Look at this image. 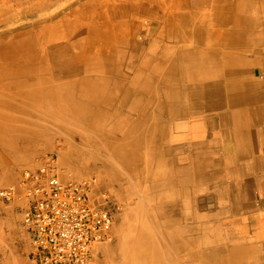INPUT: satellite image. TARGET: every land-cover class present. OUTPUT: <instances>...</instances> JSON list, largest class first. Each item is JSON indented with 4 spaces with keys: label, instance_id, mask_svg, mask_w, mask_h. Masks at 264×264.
Returning a JSON list of instances; mask_svg holds the SVG:
<instances>
[{
    "label": "rangeland",
    "instance_id": "obj_1",
    "mask_svg": "<svg viewBox=\"0 0 264 264\" xmlns=\"http://www.w3.org/2000/svg\"><path fill=\"white\" fill-rule=\"evenodd\" d=\"M35 1L27 0L22 5L17 0H0V19L2 13L11 8V21H15L1 24L0 31L19 25L24 20L20 16L28 7L40 12L42 8L38 9ZM59 1L51 0L54 7L42 10L47 13H43L45 17L40 15L41 20L54 16L51 17L53 33L46 40L51 41L55 54L65 52L59 58L72 54L71 58L75 59V54H84L82 68L51 82L49 75L28 74L23 84L15 83L22 76L10 70L12 65L0 70V83L10 81L11 84L0 85V189L15 183L22 169L37 166L44 156L54 155L64 178H95V187L89 193L91 201L107 204L112 210L114 239L95 247L92 264H257L255 253L245 252L242 256L239 250H209L207 247L212 240L220 243V235L193 233L190 207L185 209L181 219L184 228L177 232V219L171 218L177 211L174 200L177 195L176 190H169L168 185L174 180L172 166H169L171 170L167 167L173 155L166 153L170 147L160 120L166 103L170 105L169 113L176 110L178 91L182 93L184 83L192 79L193 67L198 65L200 55L202 58L209 55V37L201 41L190 30L206 29V35L210 27L219 29L220 26L210 25L209 21L224 18V15L233 21L239 19L240 5L251 0H113L114 3L112 0H61L63 6ZM126 1L132 4L129 13L121 8V3ZM111 6L116 9H110ZM211 6L216 10L210 17ZM111 18L115 22L113 31L102 27L103 22ZM93 24L102 27L100 37L93 36L87 47H78L71 53L73 36L79 39L77 34ZM126 28L132 29V43L128 48L124 44L127 39L121 38ZM81 36V44L84 40L86 43L87 38ZM161 68L169 79L167 83L159 77V80L154 79ZM123 80H132V83L124 85ZM72 81H78L77 86H69ZM20 108L24 111L17 113L16 109ZM25 111L36 113L38 118L29 122L22 120ZM45 117L48 122H44ZM80 170L82 172L78 173ZM105 193L108 197L104 200ZM21 202L19 198L7 202L0 197V264H38L29 256V240L18 207ZM125 224L132 232L134 250L132 248L131 253L118 249ZM142 239L144 244L139 246Z\"/></svg>",
    "mask_w": 264,
    "mask_h": 264
},
{
    "label": "crops",
    "instance_id": "obj_2",
    "mask_svg": "<svg viewBox=\"0 0 264 264\" xmlns=\"http://www.w3.org/2000/svg\"><path fill=\"white\" fill-rule=\"evenodd\" d=\"M257 1L243 2L235 21H209L220 26L200 38L210 37L209 55L199 57L176 110L166 103L160 120L173 155L177 232L190 207L193 233L220 235L209 250L255 253L264 264V0Z\"/></svg>",
    "mask_w": 264,
    "mask_h": 264
},
{
    "label": "built area",
    "instance_id": "obj_3",
    "mask_svg": "<svg viewBox=\"0 0 264 264\" xmlns=\"http://www.w3.org/2000/svg\"><path fill=\"white\" fill-rule=\"evenodd\" d=\"M96 179L64 178L54 155L21 170L18 180L0 189L2 200H22L21 224L29 256L38 264H92L97 243L114 239L108 205L91 201ZM103 194V199H107Z\"/></svg>",
    "mask_w": 264,
    "mask_h": 264
},
{
    "label": "bare ground",
    "instance_id": "obj_4",
    "mask_svg": "<svg viewBox=\"0 0 264 264\" xmlns=\"http://www.w3.org/2000/svg\"><path fill=\"white\" fill-rule=\"evenodd\" d=\"M27 0H17V2H20V3H22V5H23V3H25ZM61 1V0H60ZM59 1V2H60ZM75 1V0H74ZM79 1V0H78ZM81 1V0H80ZM90 2H94V1H99V0H89ZM111 0H109V2H110ZM174 1V0H173ZM183 1V0H182ZM196 1V0H195ZM198 1V0H197ZM196 1V2H197ZM252 1V0H251ZM33 2V1H32ZM37 4H39L38 6H36L38 9H40V8H42V10H44V9H49L50 8V6H52L51 5V0H36L35 1ZM52 2H54V1H52ZM59 2H57V3H59ZM62 2V1H61ZM66 2V1H65ZM103 2H107V0H103ZM108 2V4H110ZM112 2H113V0H112ZM258 2V1H257ZM69 3H71V2H69ZM73 3V2H72ZM77 3V2H76ZM81 3V2H80ZM83 3V2H82ZM81 3V4H82ZM114 3V2H113ZM173 3V2H172ZM192 3H194L195 4V2H192ZM253 3V2H252ZM263 3V2H262ZM261 3V4H262ZM60 4V3H59ZM63 2H62V6H63ZM66 4V3H65ZM74 4V3H73ZM77 4H79V2L77 3ZM77 4H76V6H77ZM84 4V3H83ZM82 4V5H83ZM100 4H102V3H100ZM123 6L121 7L122 8V10L125 12V13H129L130 12V10H132V4H130V3H128V1H126L125 3H121ZM260 4V3H259ZM21 4L19 5V7L20 6H22ZM85 5V4H84ZM103 5V4H102ZM107 5V4H106ZM71 6V5H70ZM74 6V5H73ZM72 6V7H73ZM76 6H75V8H76ZM79 6V5H78ZM77 6V7H78ZM107 6H109V5H107ZM261 6V5H260ZM52 7H54V6H52ZM51 7V8H52ZM85 7V6H84ZM139 7V6H138ZM259 7V6H258ZM21 8V7H20ZM62 8V7H61ZM107 8V7H106ZM214 8V9H213ZM212 8V6L210 7V17L212 16L211 15V13H212V11H214L215 12V10H216V7H213ZM247 8V7H246ZM54 9V8H53ZM69 9V8H68ZM81 9V8H80ZM80 9H78V10H80ZM86 9V8H85ZM109 9V8H108ZM110 9H116V7L115 6H111L110 7ZM117 9H118V7H117ZM10 10H11V8L10 9H7L6 11H4L3 13H2V15H3V18H1L0 19V25L2 24L3 25V23L6 25V23H11V22H13V23H15V21H11V18H12V15H11V13H10ZM42 10H40V12H42ZM69 10H71V8L69 9ZM73 10V9H72ZM135 10V9H134ZM138 10H139V8H138ZM198 10H201L200 8L198 9ZM205 10V9H204ZM234 10H235V8H234ZM250 10V9H249ZM45 11H47V10H45ZM55 11V10H54ZM73 11H75V10H73ZM77 11V10H76ZM137 11V10H136ZM206 11V10H205ZM39 12V11H38ZM38 12H36L35 11V9L32 7V8H30V7H28V10L24 13V15H22V17L20 16V18H21V20H23V21H21V23L19 24V25H17L18 23L17 22H19L20 20L18 19V21L16 22L17 24H16V26H12V27H10V28H8V29H3V30H1L0 31V51H2V54H1V56H0V70H6V69H9L8 68V66L9 65H12V67L10 68V70L11 71H15V72H19L20 74H21V76H22V78H20V80H17V81H15V83H17V84H23V83H25V82H27V75L28 74H32V75H34V74H37V73H43V74H45V75H49L50 76V82L52 81V80H56V78L57 79H62L63 77H65L64 75L66 74V73H68V72H70L71 74H72V72H76V70L77 69H79V68H82V58H83V55L84 54H79V56H78V53L77 54H75V59H72L71 58V55H69L68 57H66V58H64V57H62V58H59L60 56H62V55H65V52H57L56 54H55V52H54V50H53V46L51 45V41H47L46 40V37H49L52 33H53V24L52 23H54V22H52L53 20H52V18L54 17V16H48V17H46V18H44L43 20H41L40 19V17L43 15V13H45L44 11L42 12V14H40V12H39V14H38ZM52 12H53V10H52ZM51 12V13H52ZM66 12V11H65ZM67 12H68V10H67ZM79 12V11H78ZM115 12V11H114ZM234 12V11H233ZM63 13H64V11H63ZM72 13V12H71ZM70 13V14H71ZM73 13H75V12H73ZM246 13V12H245ZM261 13V12H260ZM45 14H47V13H45ZM66 13H64V15H65ZM76 14V13H75ZM15 15V14H14ZM20 15V14H19ZM18 15V16H19ZM41 15V16H40ZM54 15V14H53ZM59 15V14H58ZM57 15V16H58ZM62 15V14H61ZM77 15H79L78 13H77ZM213 15H214V13H213ZM243 15H244V12H243ZM44 16V15H43ZM66 16V15H65ZM67 16H69L70 18H72V16H70V15H67ZM80 16V15H79ZM208 16V15H207ZM45 17V16H44ZM52 17V18H51ZM74 17V16H73ZM83 17H85L84 15H83ZM116 17V16H115ZM235 17V16H234ZM244 17V16H243ZM74 18H76V17H74ZM79 18V17H78ZM136 19H138V18H140V17H135ZM259 18V17H258ZM25 19H27L28 20V22L27 23H24V22H26L25 21ZM132 19V18H131ZM162 19V18H161ZM203 19H204V17H203ZM48 20V21H47ZM118 20V19H117ZM202 20V19H201ZM250 20V19H249ZM43 21H47L44 25H40V22H43ZM55 21V20H54ZM235 21V20H234ZM238 21V20H237ZM60 22V21H59ZM251 22V21H250ZM249 22V23H250ZM12 23V25H14ZM57 24V23H56ZM255 25V24H254ZM11 26V25H10ZM1 27V26H0ZM5 27V26H4ZM104 29H106V30H109V31H113L112 29L113 28H115V22H114V19H112L111 18V20L110 19H108L107 21H104L103 22V26H102ZM102 27H99V26H95L94 24L93 25H89V26H87L86 27V29L85 28H83L81 31H80V33L79 34H77V35H80V38H82V36L81 35H83L85 38L84 39H86L87 38V40H86V43H84L85 42V40H84V42L81 44V41H80V38L78 39L77 37H79V36H77V37H75V36H73L75 39H74V41H72L71 40V38H70V40L72 41V43H70L71 45H70V50H71V53H73V52H75V51H77L78 50V47H80V48H82V47H87L88 46V44L89 43H92V42H90L91 41V38L93 37V36H97L98 35V37H100V31L102 30ZM130 27V26H129ZM132 27V26H131ZM208 27V26H207ZM250 27V26H249ZM258 27V26H257ZM210 28H212V27H210ZM210 28H208V31H209V29ZM0 29H2V28H0ZM213 29V28H212ZM156 30V29H155ZM163 30V29H162ZM191 31V33L192 34H194V35H198V37L199 38H202V37H204L205 35H204V33H207V31H206V29L204 30V29H202V28H198V30L196 29V28H192V30H190ZM253 31V30H252ZM258 31V30H257ZM260 31V30H259ZM105 32V31H104ZM123 33V36L124 37H121V38H126L127 39V43H124V44H127L125 47H127L128 48V45H130L131 43H132V29L131 28H126V29H124L123 31H122ZM211 32H212V30H211ZM210 33V32H209ZM263 33V32H262ZM105 34V33H104ZM182 35H184L183 33H181ZM206 35H208V34H206ZM210 35V34H209ZM247 35H249V33L247 34ZM151 37V36H150ZM184 37H185V35H184ZM183 37V38H184ZM250 37V36H249ZM256 37V36H255ZM120 38V37H119ZM181 38H182V36H181ZM210 38V37H209ZM143 39V38H142ZM250 39H253V38H251L250 37ZM50 40V39H49ZM69 40V41H70ZM118 40V39H117ZM152 40H153V38H152ZM154 40H158V38H154ZM256 40V39H255ZM148 41V40H147ZM254 41V40H253ZM79 42H80V44H79ZM150 42H152V41H150ZM255 42V41H254ZM153 43H155V42H153ZM152 43V44H153ZM158 43H159V41H158ZM257 43V42H256ZM167 44V43H166ZM151 45V44H150ZM159 45V44H158ZM158 45H156V47L158 46ZM163 45V44H162ZM167 46V45H166ZM172 46H174V45H172ZM125 47H123V48H125ZM154 47V46H153ZM160 47V46H159ZM162 47V46H161ZM117 48V47H116ZM148 48H152L151 46L149 47L148 46ZM147 48V49H148ZM155 48V47H154ZM154 48H153V51H155L154 50ZM46 49V50H45ZM164 49H165V47H164ZM149 50H151V49H149ZM167 50V49H166ZM173 50V49H172ZM47 51V52H46ZM116 51H118V49L116 50ZM149 52V51H148ZM152 52V51H151ZM185 52V51H184ZM59 53V54H58ZM69 53V52H68ZM80 53V52H79ZM83 53V52H82ZM153 54H154V52H152ZM171 53V52H170ZM174 53V52H173ZM186 54H188V52L186 53ZM200 54V53H199ZM168 55V54H167ZM198 55V54H197ZM78 56V57H77ZM200 56H202V55H200ZM189 57V56H188ZM194 58V57H193ZM198 58V57H197ZM202 58V57H201ZM247 60V59H246ZM251 60V59H250ZM257 60V59H256ZM248 61V60H247ZM240 62V61H239ZM238 62V63H239ZM249 62V61H248ZM255 62V61H254ZM235 63H237V62H235ZM235 63H233L232 65H234ZM241 63V62H240ZM250 63V62H249ZM256 63V62H255ZM238 65V64H237ZM241 66L243 65V64H240ZM239 65V66H240ZM235 66V65H234ZM253 66V65H252ZM85 67V66H84ZM243 67V66H242ZM165 72L164 71H162V68L159 70V72H158V74L156 75V78H154L155 80H165V83H167L168 81H169V79H168V77L166 76L165 77ZM69 75V74H68ZM74 75V74H73ZM157 77H159V79L157 78ZM161 77V78H160ZM124 79H130L128 76H124ZM127 80H123V84L124 85H126V83H132V80H130V82H127ZM69 81H71L70 79H69ZM8 82H10V81H8ZM8 82H5V81H3V82H1L0 83V85H2V84H7V85H9V86H11V84L10 83H8ZM77 84H78V81L77 82H73L72 81V83L69 85V86H77ZM53 85V84H52ZM52 85H50V88H51V86ZM57 85V84H56ZM43 86H45L44 84H43ZM81 86V85H80ZM46 87V86H45ZM14 88V87H13ZM54 90H56V88L54 89ZM216 92V91H215ZM148 93V92H147ZM84 94V93H83ZM185 94V93H184ZM187 94V93H186ZM16 95V94H15ZM156 95V94H155ZM178 96V95H177ZM201 96V95H200ZM184 97V96H183ZM186 98V97H185ZM190 98V97H189ZM209 98V97H208ZM50 99V98H49ZM210 100V99H209ZM208 100V101H209ZM160 101L163 103L164 102V100H162V99H160ZM39 102V101H38ZM50 102H51V100H50ZM96 102V101H95ZM187 104V103H186ZM190 104V103H189ZM193 105V104H192ZM26 106V105H25ZM191 107V106H190ZM194 108V107H193ZM206 108V107H205ZM11 110V109H10ZM31 110V109H30ZM11 111H13V110H11ZM24 111V109H16V112L17 113H19V112H23ZM30 112V111H29ZM27 112V111H25L24 112V118H22V120H25V121H27V122H29V121H33V119H35V118H38V115L36 114V113H34V112ZM195 112H196V110H195ZM23 116V115H22ZM153 117V116H152ZM11 119H15V118H13V117H11ZM20 120V119H19ZM18 120V121H19ZM44 122H48V119L45 117L44 118ZM188 120V119H187ZM36 121V120H35ZM171 121V120H170ZM194 121V120H193ZM21 122V121H20ZM17 123V122H16ZM182 123H184V122H182ZM187 123V122H186ZM200 123V122H199ZM171 124V123H170ZM188 124V123H187ZM191 124V123H190ZM204 126V125H203ZM40 129V128H39ZM42 129V128H41ZM47 129V128H46ZM12 130H20V128H13ZM43 130V129H42ZM134 130V129H133ZM138 130V129H137ZM204 131V130H203ZM42 132V131H41ZM132 132H134V131H132ZM203 134V133H202ZM200 137V136H199ZM198 137V138H199ZM206 137H207V135H206ZM163 143V142H162ZM150 144V143H149ZM147 146H148V144H147ZM151 146V145H150ZM166 147V146H165ZM169 147V146H168ZM73 149H75V148H72V150ZM148 154V153H147ZM166 156V155H165ZM168 156V155H167ZM26 158V157H25ZM147 158V157H146ZM162 158V157H161ZM147 160V159H146ZM145 160V161H146ZM153 160H154V157H153ZM152 160V161H153ZM156 160V159H155ZM167 161V160H166ZM169 161V160H168ZM154 163V162H153ZM146 164V163H145ZM170 164V163H169ZM175 165V164H174ZM180 165V164H179ZM149 166V165H148ZM168 166H171V165H167V167ZM140 167V166H139ZM154 167H155V165H154ZM138 170V169H137ZM167 170V169H166ZM190 170V169H189ZM80 172H82L81 170L80 171H78V173H80ZM158 172V171H157ZM166 172H168V170L166 171ZM173 175H174V173H173ZM177 175V174H176ZM176 175H175V177H176ZM178 175H180V174H178ZM148 176V175H147ZM147 176H145V177H147ZM152 176V175H151ZM7 177V175H3V178H6ZM113 177H115V176H113ZM159 178H161V177H159ZM158 178V179H159ZM173 180V179H172ZM115 182H116V180H115ZM147 182V181H146ZM117 183H118V181H117ZM155 183V182H154ZM158 183V182H157ZM174 183V182H173ZM146 184V183H145ZM147 184H148V182H147ZM163 184H166V183H164L163 182ZM176 184V183H175ZM184 185V184H183ZM182 185V186H183ZM148 186V185H147ZM146 186V187H147ZM173 186V185H172ZM150 187V186H149ZM158 187V186H157ZM156 187V188H157ZM168 187V186H167ZM174 187V186H173ZM114 188V187H113ZM155 188V189H156ZM165 188V187H164ZM170 188H171V186H170ZM154 189V190H155ZM146 192V191H145ZM176 193V192H175ZM145 195V194H144ZM147 195V194H146ZM154 195V194H153ZM155 196V195H154ZM156 197V196H155ZM122 198V197H121ZM159 198H161V197H159ZM210 198H212V197H210ZM164 199V198H163ZM168 199H170V198H168ZM212 200V199H211ZM145 201V200H144ZM178 201V200H177ZM156 202H158V201H156ZM155 202V203H156ZM160 202V201H159ZM182 203V202H181ZM104 205V204H103ZM107 205V204H106ZM175 205V204H174ZM154 206V205H153ZM178 207L180 208V206H179V204H178ZM150 208V207H149ZM148 208V209H149ZM124 209V208H123ZM126 209V208H125ZM202 209V208H201ZM198 210V209H197ZM204 211V210H203ZM154 213V212H153ZM201 213V212H200ZM205 213V212H204ZM120 214V213H119ZM123 214V213H122ZM195 216V215H194ZM205 216H206V214H205ZM204 217V216H203ZM209 218V217H208ZM123 219V218H122ZM187 223V222H186ZM195 223V222H194ZM183 224H185V223H183ZM167 226V225H166ZM186 226V225H185ZM205 226V225H204ZM208 226V225H207ZM154 230V229H153ZM198 230V229H197ZM200 230V229H199ZM193 231V230H192ZM121 236H120V241H119V243H118V249H119V251H123V252H125V251H128L129 250V253H131V251H132V248L134 247V242L132 241V232H130V229H129V227L127 226L126 227V224L125 225H123V227H122V229H121ZM200 232V231H199ZM198 232V233H199ZM205 233V232H204ZM197 234V233H196ZM202 233H200V235H201ZM159 237V236H158ZM200 236H198V238H199ZM153 241V240H152ZM182 241V240H181ZM201 241V240H200ZM146 242H148L147 240H146ZM98 244H100V243H97L96 244V246L98 245ZM143 244H144V241H143V239L141 240V241H139L138 242V245L139 246H143ZM185 244V243H184ZM201 244V243H200ZM95 246V247H96ZM187 248V247H186ZM95 249V248H94ZM200 249V248H199ZM202 249V248H201ZM133 250H134V248H133ZM139 250V249H138ZM179 250V249H178ZM200 252H201V250H200ZM119 253V252H118ZM198 254V253H197ZM188 256V255H187ZM198 257V256H197ZM185 258V257H184ZM192 260H194V259H192ZM192 260H191V262H192ZM197 260H199V259H197ZM190 262V263H191ZM197 262V261H196ZM183 263V262H182ZM194 263V262H193ZM187 264V263H186Z\"/></svg>",
    "mask_w": 264,
    "mask_h": 264
}]
</instances>
